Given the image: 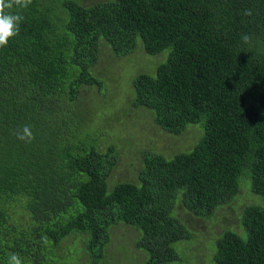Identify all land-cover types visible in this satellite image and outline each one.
Returning <instances> with one entry per match:
<instances>
[{
  "label": "trees",
  "instance_id": "16d2710c",
  "mask_svg": "<svg viewBox=\"0 0 264 264\" xmlns=\"http://www.w3.org/2000/svg\"><path fill=\"white\" fill-rule=\"evenodd\" d=\"M5 13L22 19L0 46V264H69L73 248L79 264L119 262L118 223L137 231L131 264H171L200 221L211 264H264L252 195L264 197V0H31ZM138 40L168 57L132 77L123 115L148 110L194 145L173 157L138 148L132 179L112 180L118 147L136 148L93 67L102 46L123 56ZM24 126L32 139L18 138ZM195 249L206 262V246Z\"/></svg>",
  "mask_w": 264,
  "mask_h": 264
},
{
  "label": "rangeland",
  "instance_id": "374dc122",
  "mask_svg": "<svg viewBox=\"0 0 264 264\" xmlns=\"http://www.w3.org/2000/svg\"><path fill=\"white\" fill-rule=\"evenodd\" d=\"M95 1L99 2L105 0H83L84 4L87 3L91 4L94 3ZM139 45H140V41L138 40V44L135 50L123 56H118L116 53L111 51V49L108 46L101 45L102 47L99 50V54H100L99 62L97 63V65L93 67L95 75L99 77H105L110 83L109 89L111 88V91L107 92L108 96L106 101H108V99L111 98V102L114 103V105H117L118 103V108L120 110H116L115 108L113 109L114 112H116L115 120L122 121L120 123V125L122 126L121 127L122 131L120 132V138L122 137L126 138V136L123 135V133H131V136L127 138L129 140H127L126 143L131 146V149H133L134 147L136 148L133 150H130V148H126L125 150L122 148V146L118 147L119 162L114 167L112 173L113 177L111 176L112 180L132 179L134 170H137L136 165L138 164L139 166H141L140 156H138L139 154L138 148L140 149L144 147L146 149L154 150L158 153L166 154L169 157H173L177 149H179V151L181 149L180 152L189 151L192 148V145H194L191 144L189 146V144H183L184 142L181 141L183 140L186 142L187 140H190L187 134L186 136H184V138H181L180 140L177 141L175 136L165 132L160 127H158L154 123L153 118L150 117L152 114L148 110L137 109V111H133L130 112L129 114H126L125 115L126 117L123 115L125 114V111H127L128 113V108H131L130 102L128 101V97L132 89L131 86L132 77L140 72L154 73L157 65L164 62L168 57V49H165L158 54H148L145 52V50H143L142 46ZM89 87L90 86H88V88ZM92 89H96V86H94ZM91 100L93 103H96V105L98 104V106L100 107L103 106L104 103L103 99L97 101L96 98V102H95L93 97H91ZM84 101L86 102V104H88L87 98H85ZM93 105L94 104H88V106L90 107H92ZM106 107H108L109 109L112 106L111 107L106 106ZM146 114H148L149 116ZM191 126L192 124L188 125V127ZM117 138L119 137L117 136ZM125 138H122V140ZM252 195L257 197L255 199L256 202L254 204H258L264 207V197L256 194H252ZM247 201H249V198H246L244 200V202ZM240 202L239 205H241ZM235 203H236L235 204L236 211H239L242 205L239 206L238 201ZM228 210L231 220L233 219L234 211L230 208ZM222 212H224V210H222ZM204 225H207L204 221H200L197 224V229L200 230L201 232H199V235L196 238L192 237L189 241H180L174 244V247L176 248L180 256H179V260L174 261L171 264H211L212 263V259L208 258V256L210 250L214 249L215 243L212 240L213 239L212 237H209L207 241L203 238L209 236L211 233V232H202L203 229L206 228L204 227ZM110 232H112L110 233V235L113 234V237L111 236L113 238L112 241L113 245L111 246H114L115 244V248L113 247L114 257L121 256V258L124 260L118 262L116 261V258L113 261L109 260V258H106L105 259L106 261L104 260L103 264H131L129 261L131 258H133V255L136 256V254H133L132 250L129 247H131V245H134L135 235L137 231L133 227L118 223L111 227ZM198 244H200L201 246L204 245L207 248L206 262L205 259H203L204 255H202L203 257L202 256L197 257V250L195 249V247ZM109 249L110 247L108 248V250ZM74 251L77 252L78 249L73 248V250H71V255L67 257L69 264L71 263L79 264V262H77L78 259L77 254L72 255ZM130 256L132 257L130 258ZM81 261L85 262V264H88L87 255H84L81 258Z\"/></svg>",
  "mask_w": 264,
  "mask_h": 264
},
{
  "label": "clouds",
  "instance_id": "9594fccd",
  "mask_svg": "<svg viewBox=\"0 0 264 264\" xmlns=\"http://www.w3.org/2000/svg\"><path fill=\"white\" fill-rule=\"evenodd\" d=\"M31 3V0H0V46H5L8 43L10 37L16 35L17 24L22 19L19 15L6 14L5 9H11L13 4L27 7ZM250 15V11L246 12ZM245 43H249L251 37L249 35H244L242 37ZM18 138L21 140H30L33 138V133L30 131L28 126H24L22 133H18ZM8 264H22V261L18 254H11L9 257Z\"/></svg>",
  "mask_w": 264,
  "mask_h": 264
}]
</instances>
